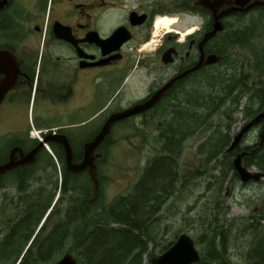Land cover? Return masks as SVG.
<instances>
[{"label": "flooded vegetation", "instance_id": "af4514ba", "mask_svg": "<svg viewBox=\"0 0 264 264\" xmlns=\"http://www.w3.org/2000/svg\"><path fill=\"white\" fill-rule=\"evenodd\" d=\"M204 1L0 0V165L11 158L18 163L0 172V251L16 236L9 248L20 253L15 264L59 223L67 225V237H80L82 225L90 231L95 205L111 202L103 153L95 152V186L89 169H70L64 142L78 165L85 144L110 117L150 101L179 75L187 72L151 108L116 121L100 147L112 142L116 127H156L159 111L179 105L184 93L201 92L209 75L222 83L226 33L264 7L249 9L255 0L213 7ZM166 18L173 28L161 33L158 21ZM218 23L222 29L208 37ZM213 54L219 61L207 64ZM251 146L248 154L256 149ZM36 148L33 161L19 163ZM35 195H45L46 203L22 233L16 224L28 216V198Z\"/></svg>", "mask_w": 264, "mask_h": 264}, {"label": "trees", "instance_id": "16d2710c", "mask_svg": "<svg viewBox=\"0 0 264 264\" xmlns=\"http://www.w3.org/2000/svg\"><path fill=\"white\" fill-rule=\"evenodd\" d=\"M235 47L246 48L253 53L250 76L245 74V68L237 66L238 59L231 58ZM225 51L226 69L221 84L216 74L209 75L206 86L208 94L202 91L184 93L179 105L165 107L158 112L160 118L156 129L160 133L162 149L149 162L132 190L107 205L99 200L94 207L95 221L90 223L93 228L85 231L82 225L80 237H67V225H56L47 238H37L35 244L39 243L38 246L25 255L23 264L55 262L68 251L74 253L79 264H141L144 255L149 252L150 242L155 247L161 245L153 232V219L158 221V212L167 201L203 172L183 174L178 168L183 140L188 138L186 135L204 128L208 122L204 119L206 117L203 118L204 112L208 119H212L214 113L226 107L231 112L226 114L232 118L234 113L240 112L244 98L247 100L242 112L248 121L264 110V83L259 81L264 77V10L249 20L241 19L238 28L226 33ZM199 119L201 122L195 125L194 121ZM209 140L212 150L209 159L218 161L220 154L227 158L234 156L233 152H225L232 142L228 130L223 132L216 128ZM259 142L254 146L257 152L248 154L245 161L249 167L254 166L264 172V143L258 148ZM252 148L241 146L239 151H251ZM200 153H203L202 146ZM229 169L239 177L232 160L228 168L221 170L219 177L213 176L209 182L210 190L214 188L215 192L205 212L196 220L200 229L194 239L196 245L201 246L202 257L195 264H240L230 256L231 246L238 241L246 244L245 250L240 252L241 264H264V208L259 210L258 215L250 217H227L229 207L224 200L223 186ZM46 200L45 195L28 198L29 206L25 212L28 216L16 224L19 231L24 233L29 230L32 219L41 212ZM76 208L70 210L69 217L76 213ZM178 237L162 245L159 254L168 250ZM28 240L24 239V245ZM15 241L16 236H13L3 245L0 264H15L20 253L12 254L9 251Z\"/></svg>", "mask_w": 264, "mask_h": 264}, {"label": "rangeland", "instance_id": "374dc122", "mask_svg": "<svg viewBox=\"0 0 264 264\" xmlns=\"http://www.w3.org/2000/svg\"><path fill=\"white\" fill-rule=\"evenodd\" d=\"M172 28L173 25L170 24L168 27L161 29V33H163V30ZM230 56L232 59H238L239 63L237 66L242 69L245 68V74L250 76L253 69V53L249 49L235 47ZM259 81L264 83V77H261ZM206 88L208 87L201 90L204 94L209 92ZM246 100L247 98L242 100L240 112L234 113L232 118H229L228 114H226L231 113L229 108L226 107L214 113L212 119H208L207 113L204 112L203 118L206 117L204 119L209 122V125L207 122L203 129H197L192 135L191 133L186 135L188 138L183 140L184 145L178 160V168L183 174L203 171L202 175L188 185L182 186L181 190L176 192L158 212V221L153 219V232L161 245L155 247L156 245L150 242L149 252L144 255L141 264H152L151 258L154 257L152 253L159 255L162 245H167L182 233H188L193 238L197 237L200 228L196 220L205 212L215 192L214 188L210 190L209 182L213 176L219 177L221 170L228 168L230 162L234 159V156L227 158L223 154L218 156V161L209 159V154L212 151L209 138L214 136L217 128L219 131L223 130V132L228 130L233 139L248 121L242 112ZM204 109V111H207V108ZM203 118L201 117V119ZM200 122V119L197 122L194 121L195 125ZM229 123L230 128L228 127ZM261 131L262 128L259 126L255 127L245 136L242 146L257 144L260 140ZM113 133L114 139L112 142L98 148V152L103 153V158L101 159L103 161L102 167L109 169V180L105 197L111 202L132 190L134 185L140 180L149 162L162 149L160 133L156 127H116ZM201 146L203 153H200ZM207 148H210V150ZM244 164L248 166L247 161H244ZM249 168L258 170L254 166ZM223 190L225 203L229 207L228 218L258 215L259 210L261 211L264 208V179L244 184L241 182L240 177H236L233 170L229 169ZM9 196L15 197L11 193L7 197L9 198ZM115 226L117 225L115 224ZM197 247L201 248V246ZM231 248L230 256L233 260L240 264L243 263L240 252L245 250V242H234Z\"/></svg>", "mask_w": 264, "mask_h": 264}, {"label": "water", "instance_id": "95a60500", "mask_svg": "<svg viewBox=\"0 0 264 264\" xmlns=\"http://www.w3.org/2000/svg\"><path fill=\"white\" fill-rule=\"evenodd\" d=\"M228 2L227 0H206L204 1V4L213 7L215 5H222V3ZM240 1L238 0V3ZM242 5V4H241ZM264 7V0H255L249 7V9L254 7ZM222 29L221 23H218L215 26V29L208 35V37L214 35L217 31ZM168 57L166 56L164 60L166 62L171 61V57H169V52L167 53ZM220 56L218 55H210L206 61L207 64H212L217 61H219ZM201 65V64H200ZM199 65V66H200ZM198 66V67H199ZM187 72L179 75L177 78L171 80L166 86H164L162 89H160L156 95L148 102L144 103L143 105H139L134 107L131 110L117 113L110 117L106 124L103 126L101 131L98 133V135L93 139L92 141L85 144L84 150L85 155L83 161L78 165H72L71 161L73 158L72 154V148L70 143L64 142L66 145V149L68 152V161H69V167L73 171L81 172L85 169H89V172L92 176V179L94 181L95 186H98V179H97V172H96V164H95V152L100 147L106 136L110 133L111 128L113 124L123 119L131 114L140 113L141 111L147 110L151 108L155 103H157L168 91V89L174 84V82L180 78L186 75ZM5 90L0 91V100L3 97V93ZM264 122V110L260 113H258L254 118H252L249 122L246 123V125L233 137V140L230 144V146L226 149V153L229 152H235L237 149L241 146L242 141L244 140V137L257 125ZM260 137V143L258 148H260L264 143V129L259 135ZM257 148V149H258ZM38 151V148L33 150L31 153L26 155V157L20 161L21 164H27L35 159V155ZM256 149L252 151V155L255 153ZM248 151H242L235 155L233 159V165L235 170L238 172L240 180L242 183L247 184L252 181H260L261 179H264V172L260 170H251L247 165H244V157L248 155ZM18 165V163L14 162V160L11 158V160L4 164L0 165V172H5L9 169H13ZM201 252L199 248L196 245L195 239L188 233H182L179 235L177 240L174 242V244L163 253L154 256L151 258L152 264H195L201 260ZM20 260L17 262V264L20 263ZM39 264V263H34ZM45 264H79L77 257L74 255L73 252L68 251L66 252L59 260L55 262L45 263Z\"/></svg>", "mask_w": 264, "mask_h": 264}, {"label": "bare ground", "instance_id": "6f19581e", "mask_svg": "<svg viewBox=\"0 0 264 264\" xmlns=\"http://www.w3.org/2000/svg\"><path fill=\"white\" fill-rule=\"evenodd\" d=\"M171 23H173V20L172 19H161L158 21V28L160 27H168ZM159 31H157L158 33ZM257 152V151H256Z\"/></svg>", "mask_w": 264, "mask_h": 264}, {"label": "built area", "instance_id": "2783aa9c", "mask_svg": "<svg viewBox=\"0 0 264 264\" xmlns=\"http://www.w3.org/2000/svg\"><path fill=\"white\" fill-rule=\"evenodd\" d=\"M33 133H38V130L33 129V130H32V134H33ZM38 137H39V135H38ZM47 147H48V146H47Z\"/></svg>", "mask_w": 264, "mask_h": 264}]
</instances>
